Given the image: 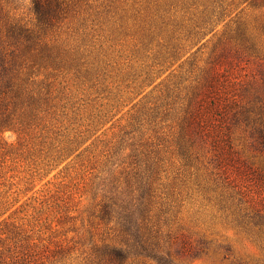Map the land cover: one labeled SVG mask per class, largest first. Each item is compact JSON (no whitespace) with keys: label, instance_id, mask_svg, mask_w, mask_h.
Returning a JSON list of instances; mask_svg holds the SVG:
<instances>
[{"label":"trees","instance_id":"16d2710c","mask_svg":"<svg viewBox=\"0 0 264 264\" xmlns=\"http://www.w3.org/2000/svg\"><path fill=\"white\" fill-rule=\"evenodd\" d=\"M196 1L199 5L195 0L186 5L197 6L186 17V36L199 39L217 33L222 25L221 33L237 39L242 50L264 55L238 19L234 28L229 26L226 0ZM83 4L87 1L30 0L29 17L24 18L17 12V0H0V132L26 127L45 109L51 85L37 78L41 69L70 72L73 64L81 63L71 47L59 42L56 30ZM175 5L164 0L156 9L160 25H171L170 37L156 43L161 48L156 55L160 65L183 55L178 53L186 13L171 19ZM186 63L192 67L193 61H181L177 72L143 96L104 154L103 168L92 181V220L84 248L66 241L55 248L0 251V264H63L70 258L77 259L70 264H178L177 257L230 250L228 244L213 247L204 234L196 232L198 238L192 240V233L183 231L189 223H203L201 209L192 211L188 225L183 223L192 185L203 189L212 205L254 237L263 254L258 264H264V165L252 167L234 149L230 135L233 127L242 126L264 153V80L246 98L227 96L219 89L216 68L195 66L192 73L193 68L183 71ZM150 72L142 82L154 80L163 70ZM95 224L102 226L98 236L91 229Z\"/></svg>","mask_w":264,"mask_h":264},{"label":"rangeland","instance_id":"374dc122","mask_svg":"<svg viewBox=\"0 0 264 264\" xmlns=\"http://www.w3.org/2000/svg\"><path fill=\"white\" fill-rule=\"evenodd\" d=\"M86 1L87 4L79 8L80 12L69 16L56 30L59 42L71 47L72 55L81 63L73 64L70 72L65 70L67 68L41 69L37 78L51 85L45 109L26 127L0 132L2 253L28 247L37 250L43 245L55 248L66 241L84 248L92 220L89 214L93 204L92 181L103 168L104 154L126 127L143 96L148 95L157 82L177 72L181 61L187 58L193 61L192 67L186 63L183 68V71L193 68L192 73L195 66L207 64L216 68L219 89L227 96L246 98L263 84L264 55L255 56L242 50L237 39L229 37L226 31L221 33L222 25L217 33L210 32L199 39L184 34V26L188 25L186 17L199 5L196 0L193 7H186L193 0H170L177 6L171 19H180L181 14L186 13L184 22L181 21L183 35L178 53V56L183 55L171 64L161 65V58H156L161 48L156 43L171 35V25L161 26L156 16V9L164 0ZM226 1L229 26L234 28V20L238 19L264 52V0ZM29 2L17 0V12L24 18L29 17ZM159 68L163 72L157 78L142 82L146 73ZM44 72H48L46 78ZM230 135L234 149L247 158L252 167L264 165V153L242 126L233 127ZM192 187L196 190L188 193L191 197L182 211L183 223L188 225L189 215L195 209L202 210L203 223H189V229L183 231H190L192 240L198 238L196 232L204 234L215 243L213 247L228 244L230 250L219 249V253L211 251L192 259L177 257L178 264L239 261L258 264L263 254L254 237L212 205L203 189ZM95 225L91 229L98 236L102 226ZM75 251V254L80 252ZM223 254L226 257L223 258ZM76 261L70 258L63 264Z\"/></svg>","mask_w":264,"mask_h":264}]
</instances>
